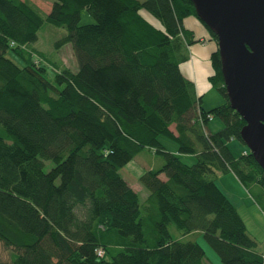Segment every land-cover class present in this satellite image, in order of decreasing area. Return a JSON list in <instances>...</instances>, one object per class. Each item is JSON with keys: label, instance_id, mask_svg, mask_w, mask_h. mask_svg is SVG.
<instances>
[{"label": "trees", "instance_id": "1", "mask_svg": "<svg viewBox=\"0 0 264 264\" xmlns=\"http://www.w3.org/2000/svg\"><path fill=\"white\" fill-rule=\"evenodd\" d=\"M84 10L93 22L81 24ZM190 16L199 19L192 0H53L48 12L0 0V242L12 250L0 264H212L199 236L224 264H264L217 183L234 173L264 213V169L229 146L244 143L246 121L230 104L218 46L209 81L225 103L205 109L182 72L198 42ZM46 23L67 29L57 45L72 43L78 71L35 57L29 45ZM144 150L163 163L139 176L141 203L121 171Z\"/></svg>", "mask_w": 264, "mask_h": 264}, {"label": "water", "instance_id": "2", "mask_svg": "<svg viewBox=\"0 0 264 264\" xmlns=\"http://www.w3.org/2000/svg\"><path fill=\"white\" fill-rule=\"evenodd\" d=\"M217 35L230 104L246 121L241 138L264 169V0H192Z\"/></svg>", "mask_w": 264, "mask_h": 264}, {"label": "rangeland", "instance_id": "3", "mask_svg": "<svg viewBox=\"0 0 264 264\" xmlns=\"http://www.w3.org/2000/svg\"><path fill=\"white\" fill-rule=\"evenodd\" d=\"M31 1L36 3L45 12H48L51 8L53 0H31ZM142 13L150 21L155 22L157 26L161 27V23L157 21V19H155L146 9H143ZM93 21L94 19L92 18V16L86 10H84L82 12L81 24H86ZM67 33L68 31L65 27H58L53 24L46 23L38 32V40L31 43L29 47L30 49H33L34 51L37 52V53L35 52L36 53L35 57L41 60L44 59L45 63L47 62L60 68L68 67L72 71L76 72L79 69V65L74 53L72 43L67 42L62 46L57 45V43L60 40H62L67 35ZM200 44L202 45V43H196L195 45L199 46ZM207 44H209V50L211 48V51L217 48V44L215 43V41H212L211 43L210 41H208ZM19 62L20 64H22L21 60H19ZM49 73L50 74L52 73L51 70L49 71ZM210 73H213L212 69ZM201 81L202 82L200 83V91L201 94L203 95L202 103L205 109L209 110L226 102V98L211 85L210 81L208 80V74L205 73ZM222 126H223V121L219 117H213L208 123V127L211 131H217ZM2 131L3 128L0 126V133H3ZM160 140L169 150H172L175 147H177V144L173 140L165 136H161ZM229 146L233 154L236 156L241 155L245 149H249L246 144L242 143L237 139L230 140ZM183 159L188 163H192L193 161H195V158L193 156L185 155L183 156ZM134 163L138 165L139 169L141 167L140 165H144V166L154 165V167H159L163 163V159L161 156L155 155L153 152L148 150H144L143 152H141L139 156L134 160V162L130 164L129 167H127L128 165H126L125 168L122 169L121 171L123 177L126 178L129 182L131 181L132 183H134V179L138 177L136 176L137 170L133 171V167L131 166ZM53 165L54 163L52 161L47 160L45 163V170L46 171L50 170L53 167ZM134 168H136V166H134ZM126 170L128 171V173ZM136 186L138 189L140 202L143 203L147 197L146 195L148 193V190L145 187H143L140 183L139 185ZM250 229H251V233L255 237H257L258 241L260 242L259 249L264 252V224L260 229L256 227H252L250 224ZM197 240L205 248L207 257L209 258L212 264H224L221 261L219 255L207 243V241L203 236L197 237ZM11 251L12 250L10 248H7L2 242H0V259L9 260Z\"/></svg>", "mask_w": 264, "mask_h": 264}, {"label": "crops", "instance_id": "4", "mask_svg": "<svg viewBox=\"0 0 264 264\" xmlns=\"http://www.w3.org/2000/svg\"><path fill=\"white\" fill-rule=\"evenodd\" d=\"M184 25L187 28L194 31L196 39H198V42L196 43H202V45L200 44L199 46H197L195 45L196 44L195 43L192 46H190V58L189 60L181 64V69L184 75L195 83L198 95H202L200 91V83L202 82L201 79L203 78L205 73L208 74V80L209 77L213 74L210 73L211 69L213 70L211 63V54L217 48L214 50L212 48L213 51H211V48L209 50V44H207V42L210 41L211 43L214 40H212L209 30L202 24V22L199 19L193 16L187 17L184 20ZM171 151L176 152L177 147H175ZM135 159H133L132 162L128 163L127 167H129L130 164L133 163ZM131 166L133 167V171L137 170L136 176L138 177L134 179V183L130 181V184L136 191H138L136 185H139V181H137V179L145 170L153 168L154 165H148V166L140 165L141 166L140 169L138 165L135 163ZM134 166H136V168H134ZM218 180H219L217 181L218 185L227 195L230 201L238 209L239 213L246 222L249 231L251 232L250 224L252 227H256L260 229L264 224V213L260 209L258 204L255 202L251 194L248 192V190L242 185V183L236 177V175L234 173H228L222 176L220 175L218 177Z\"/></svg>", "mask_w": 264, "mask_h": 264}]
</instances>
